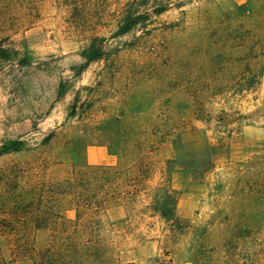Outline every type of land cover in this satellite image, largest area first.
<instances>
[{
  "label": "rangeland",
  "instance_id": "rangeland-1",
  "mask_svg": "<svg viewBox=\"0 0 264 264\" xmlns=\"http://www.w3.org/2000/svg\"><path fill=\"white\" fill-rule=\"evenodd\" d=\"M127 1L0 0V37L19 50L0 65V147L24 143L0 155V212L31 200L36 181L145 157L147 187L97 210L88 264H264V0H183L149 32L113 36ZM93 35L106 38L107 59L76 74ZM76 96L79 118L69 115ZM174 141L188 153L187 168L169 173L180 232L148 207L177 155ZM86 189L98 199L112 183ZM57 203L48 198L49 211L73 215L69 198ZM49 233L36 230L35 245Z\"/></svg>",
  "mask_w": 264,
  "mask_h": 264
},
{
  "label": "trees",
  "instance_id": "trees-1",
  "mask_svg": "<svg viewBox=\"0 0 264 264\" xmlns=\"http://www.w3.org/2000/svg\"><path fill=\"white\" fill-rule=\"evenodd\" d=\"M182 5L183 0H129L116 16L113 36L124 35L137 29H140L142 34L147 33L151 29L148 25L153 23L155 16L167 11L171 6ZM8 38V36L0 37V65L19 54L18 49L7 44ZM105 42L106 38L103 35H93L89 38L87 45L80 52L83 61L74 66L76 74L92 61L107 59L109 53ZM252 82L246 84V87L252 85ZM64 93L65 83L60 80L57 95L61 96ZM77 102L76 96L70 104L69 115L79 118L81 113ZM52 134L49 133L43 141H49ZM23 144L21 139L10 140L1 145L0 155L18 151ZM174 149L177 155L166 161V181L152 187L148 207L168 222L173 232H180L185 224L177 213L178 190L170 185L169 173L176 164L187 168L181 156L184 157L188 153H185L175 141ZM209 164L212 165V161ZM203 170L205 172L208 169ZM190 171L196 170L190 169ZM150 176L151 169L148 168L145 157H141L107 166L83 165L76 170L74 178L32 183L28 188L33 196L31 200L20 201L13 205L8 201L5 205L7 210L0 212V264L6 263L5 256L11 260L29 259L32 264H88L90 256L83 249H87L95 241L93 235L101 222L96 215L97 210L110 202L111 198L113 206L121 204L122 200L133 199L138 191L147 187ZM89 177L93 179L92 182ZM104 180L112 183V193L107 192L108 195L98 199L86 195L88 185L94 188L95 184ZM77 183L81 184L83 191H77ZM26 190L27 186L23 188V191ZM48 198L53 199L54 203L58 202L57 205L65 198H69L73 215L69 217L60 211L55 213L49 211ZM45 228L50 230L49 240L44 246L37 247L34 243V233L38 229ZM155 262L164 264V260L159 258H156Z\"/></svg>",
  "mask_w": 264,
  "mask_h": 264
}]
</instances>
